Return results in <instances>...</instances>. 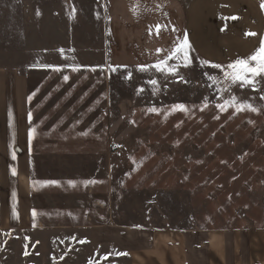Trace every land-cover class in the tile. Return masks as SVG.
<instances>
[{"label":"rangeland","instance_id":"1","mask_svg":"<svg viewBox=\"0 0 264 264\" xmlns=\"http://www.w3.org/2000/svg\"><path fill=\"white\" fill-rule=\"evenodd\" d=\"M111 1L0 0V68L29 77L31 126L45 137L29 146L31 224L0 229V264H181L183 231L258 218L264 76L233 84L229 64L190 48L189 67L168 61L177 75L141 71L111 50ZM233 96L257 111L237 112Z\"/></svg>","mask_w":264,"mask_h":264},{"label":"crops","instance_id":"2","mask_svg":"<svg viewBox=\"0 0 264 264\" xmlns=\"http://www.w3.org/2000/svg\"><path fill=\"white\" fill-rule=\"evenodd\" d=\"M262 3L264 0H112L106 35L113 53L132 65L156 64L185 36L198 58L228 65L249 58L260 48L264 40ZM28 78L15 67L0 68V229L4 230L27 229L31 224L29 146L45 143L39 127L35 129L29 121ZM29 129H35L31 143ZM257 216L244 226L183 231L181 264H264V202ZM147 237L151 245L158 242L155 234Z\"/></svg>","mask_w":264,"mask_h":264},{"label":"snow or ice","instance_id":"3","mask_svg":"<svg viewBox=\"0 0 264 264\" xmlns=\"http://www.w3.org/2000/svg\"><path fill=\"white\" fill-rule=\"evenodd\" d=\"M262 7H264V3H262ZM136 10L137 9H133L134 12ZM75 13H76V9L73 6L72 12L70 14V18H74ZM234 18L235 17H233V19ZM160 27L161 26H159V25L157 26V28H160ZM252 35H255V33H252ZM189 48H190V44L188 42L187 36H185L183 42L178 44L172 51H170L165 59L159 60L156 64L151 65V66L141 65L140 70L144 71V70H147L149 67H151L160 73L177 75V66L176 65H170L168 63V61L173 60V59H179V60L183 61V65H182L183 67H189L191 64V60L188 56V49ZM160 51H162V50H160V49L157 50V52H160ZM252 61H254L255 64L251 63ZM203 63L210 64V62H208V61H205ZM211 66L213 68H217V69L221 68V65H218V64H213ZM45 67H51V66L45 65ZM130 75L131 74H129V78H130ZM260 76H264V40L261 41V46L258 49L256 54L252 55L248 59H237L235 62L230 63L227 66V70L224 71V79L225 80H230L231 83H233V84L239 83L241 86L249 85V86H252L253 88H255V78L260 77ZM65 79H67V77H65ZM209 79L213 80L215 82H218L216 77H209ZM179 80L187 83V81L184 80L183 76H180ZM148 83L153 86V89L155 91L156 86L158 84V81L156 79H150L148 81ZM140 91H143V89H141ZM224 91H227V90L224 89ZM261 98L264 99V96H262ZM237 99H238L237 97L233 96V97H231V99L229 101H226L225 104L231 105L232 107H235L237 112L242 111L244 109H249L251 111H257L256 108H254L252 105H250L248 103L238 104ZM175 107L186 110L184 105H177ZM220 107H221V110H224L223 105H221ZM148 111L156 112L157 109L150 108V109H148ZM29 121H31V113L29 114ZM34 133H35V129H29V132H28L29 143H31V140L33 138ZM12 174L16 175L17 173L15 170H13ZM44 183L57 184L58 182L57 181H48V182H44ZM83 183L86 186L87 184L95 183V181H84ZM68 184L71 187L76 186L74 181H69ZM14 215H15V210H14ZM35 215H36V213H35V211H33V216L35 217ZM122 255H126V254H122Z\"/></svg>","mask_w":264,"mask_h":264}]
</instances>
